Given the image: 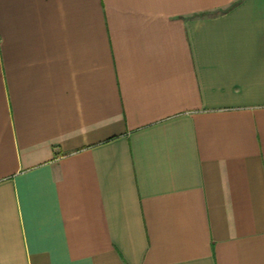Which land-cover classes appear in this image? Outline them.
<instances>
[{
  "label": "crops",
  "instance_id": "obj_1",
  "mask_svg": "<svg viewBox=\"0 0 264 264\" xmlns=\"http://www.w3.org/2000/svg\"><path fill=\"white\" fill-rule=\"evenodd\" d=\"M0 264H264V0H0Z\"/></svg>",
  "mask_w": 264,
  "mask_h": 264
}]
</instances>
